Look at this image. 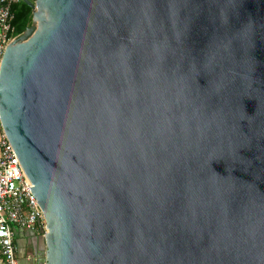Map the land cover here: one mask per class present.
Wrapping results in <instances>:
<instances>
[{"label":"water","instance_id":"95a60500","mask_svg":"<svg viewBox=\"0 0 264 264\" xmlns=\"http://www.w3.org/2000/svg\"><path fill=\"white\" fill-rule=\"evenodd\" d=\"M21 1L0 125L37 264H264V0Z\"/></svg>","mask_w":264,"mask_h":264},{"label":"built area","instance_id":"2783aa9c","mask_svg":"<svg viewBox=\"0 0 264 264\" xmlns=\"http://www.w3.org/2000/svg\"><path fill=\"white\" fill-rule=\"evenodd\" d=\"M16 1L0 0V59L5 46L15 38V35L9 33V5ZM30 187L32 184L17 162L0 125L1 264H18L15 228L31 233L34 241L40 243L46 234L44 218L28 189Z\"/></svg>","mask_w":264,"mask_h":264},{"label":"crops","instance_id":"0c3cea01","mask_svg":"<svg viewBox=\"0 0 264 264\" xmlns=\"http://www.w3.org/2000/svg\"><path fill=\"white\" fill-rule=\"evenodd\" d=\"M14 240L17 247L16 257L18 264H32L36 262L37 256L34 251V242L37 243V251H42V243L40 241H34V237L31 233L22 229H14ZM39 250V251H38ZM33 261V262H32ZM1 264V260H0Z\"/></svg>","mask_w":264,"mask_h":264},{"label":"trees","instance_id":"16d2710c","mask_svg":"<svg viewBox=\"0 0 264 264\" xmlns=\"http://www.w3.org/2000/svg\"><path fill=\"white\" fill-rule=\"evenodd\" d=\"M32 2L33 0H29ZM9 26L10 34L16 35L22 21L31 13L30 8L21 0H17L9 5Z\"/></svg>","mask_w":264,"mask_h":264},{"label":"flooded vegetation","instance_id":"af4514ba","mask_svg":"<svg viewBox=\"0 0 264 264\" xmlns=\"http://www.w3.org/2000/svg\"><path fill=\"white\" fill-rule=\"evenodd\" d=\"M34 245H35V242H34ZM34 245H33V247H34ZM36 245H37V243H36ZM33 262V261H32ZM32 264H37V261L35 262V263H32Z\"/></svg>","mask_w":264,"mask_h":264}]
</instances>
